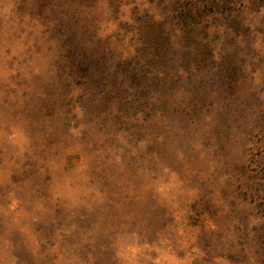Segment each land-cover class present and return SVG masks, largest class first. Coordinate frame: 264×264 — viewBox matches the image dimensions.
<instances>
[{
  "label": "rangeland",
  "instance_id": "1",
  "mask_svg": "<svg viewBox=\"0 0 264 264\" xmlns=\"http://www.w3.org/2000/svg\"><path fill=\"white\" fill-rule=\"evenodd\" d=\"M0 264H264V0H0Z\"/></svg>",
  "mask_w": 264,
  "mask_h": 264
}]
</instances>
